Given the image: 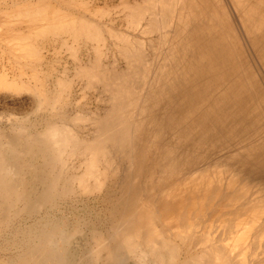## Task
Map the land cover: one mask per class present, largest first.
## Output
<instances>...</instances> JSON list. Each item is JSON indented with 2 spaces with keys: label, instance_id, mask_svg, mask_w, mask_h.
Returning a JSON list of instances; mask_svg holds the SVG:
<instances>
[{
  "label": "bare ground",
  "instance_id": "1",
  "mask_svg": "<svg viewBox=\"0 0 264 264\" xmlns=\"http://www.w3.org/2000/svg\"><path fill=\"white\" fill-rule=\"evenodd\" d=\"M100 1L0 0V264H264V0Z\"/></svg>",
  "mask_w": 264,
  "mask_h": 264
},
{
  "label": "rangeland",
  "instance_id": "2",
  "mask_svg": "<svg viewBox=\"0 0 264 264\" xmlns=\"http://www.w3.org/2000/svg\"><path fill=\"white\" fill-rule=\"evenodd\" d=\"M108 2V3H111V2H113V1H117V0H101L100 1V4L102 3V5L105 3V2ZM81 11V10H80ZM83 12V11H82ZM84 13V12H83ZM108 17V16H107ZM107 17H104V18H102L101 20H99V21H97L98 22V24L99 23H102V22H106V24H109V19H114L115 18V20L114 21H116V22H114V26H115V28H117V29H121V30H125V31H129L130 30V33H132L133 35H136V31L134 32V30L130 27L129 28V26H127L126 24L124 25V20H118V17H116L115 15L114 16H112L111 18H107ZM107 21H109V22H107ZM111 23V22H110ZM104 24V23H103ZM100 25V24H99ZM118 25H120V26H118ZM124 26H125V28H124ZM129 28H127V27ZM128 30H127V29ZM132 29V30H131ZM53 42H51V45H53L52 44ZM59 44V42L57 43V44H55V45H57L56 46V49L57 50H59V51H57L56 49H54V47H52L51 48V46L49 47V46H47V50L45 49V50H43V54L44 53H46L45 55H47V59L46 60H50V65L49 64H46L44 61H43V63H45V64H43L42 63V66H40V67H42V70L43 71H46V73H47V71L50 73V71H51V73H50V76H51V79H54V78H56L57 76L58 77H60V76H62V74H65L64 76H71V74H73V69H71L72 68V59H71V56H69V51L68 52H66V49L65 48H61L60 49V45H58ZM242 47H243V50H245V53L247 54V56L249 57L248 59H249V63H252L253 64V59H252V57H253V55H252V51H251V49L249 48V46L248 47H244L243 46V44H242ZM51 48V49H50ZM0 53H2V54H0V68L2 69L3 67V65H4V68L7 70V69H9L8 71L9 72H11V71H16V70H19V69H17L18 68V66L17 65H14L13 64V62L14 61H12V55L8 52V51H6V49H3V48H1L0 47ZM4 51H3V50ZM52 49H54V50H56V51H52ZM49 50V51H48ZM62 50V52L60 53V51ZM53 52H55V53H53ZM59 52V53H58ZM81 53H83V55H84V53H85V50H84V47H83V49L81 48V51H80ZM65 53V54H64ZM68 54V56H67V54ZM248 53H249V55H248ZM55 54H57L56 56H55ZM59 54H62V55H59ZM250 54H251V56H250ZM5 55V56H4ZM10 57H9V56ZM52 55V56H51ZM69 57V58H68ZM53 59V60H52ZM58 59V60H57ZM62 59V60H61ZM71 59V60H70ZM7 60V61H6ZM67 60V61H66ZM15 63V62H14ZM53 63V64H52ZM56 63V64H55ZM16 64V63H15ZM66 64L68 65V66H66ZM46 65V66H45ZM52 65H53V67H54V69L55 70H53L52 71V69H53V67H52ZM254 65V64H253ZM13 66V67H12ZM17 66V67H16ZM64 66H66V67H64ZM10 67V68H9ZM47 67V68H46ZM12 68H14V69H12ZM66 68V69H65ZM23 69H28L29 70V68H23ZM60 69V70H59ZM28 70H26V72L27 73H30V70L28 71ZM67 70H70V71H67ZM57 72V74H56V72ZM63 71V72H62ZM67 71V72H66ZM62 72V73H61ZM68 72H69V74H68ZM71 73V74H70ZM56 75V76H55ZM51 81H53V80H51ZM48 82H50V81H48ZM75 89H76V93L74 92V95L76 96V100H78V102H77V106H75V105H68L67 106V109L66 110H71V109H76L77 107H79V108H87V106L88 107H91V108H93L94 107V104H93V102L91 101V103H90V101H89V99L88 98H85V97H83V94H82V92H80L81 91V88H80V90H79V86H75ZM9 91H12V92H10L9 93ZM14 92H15V94H14ZM17 92V93H16ZM24 91H22V92H18V91H14V90H8V91H4V90H1L0 89V113H3V115H4V113L6 114V116H5V118H7V117H12L13 115V119L14 118H16V119H14L15 121H19L22 117L23 118H25L24 116H28L27 118L29 119V120H33L34 119V117L36 116H38L36 113H34V111H29L28 109H26V107H29L30 106V101L29 100H27L28 99V95L24 92ZM80 94V95H79ZM16 97V98H15ZM23 97V98H22ZM81 97V99H80V101H79V98ZM83 98V99H82ZM17 99V100H16ZM4 100H7L8 102H16L17 104H15V105H11V103L9 104V103H7V107H2L3 106V104L2 103H4L3 101ZM13 100V101H12ZM6 101V102H7ZM26 103V104H25ZM79 104V105H78ZM23 106V108H25V109H18L20 106ZM90 105V106H89ZM12 106H14L15 107V109H18L19 110V112H17L16 114H15V112L13 113V115H10L9 113H12L13 111H17V110H15V109H13V111H10L9 109H8V107H12ZM22 106H21V108H22ZM82 106V107H81ZM79 108H77L78 110H80ZM31 112V115L29 114H27V113H30ZM32 112L34 113V114H32ZM10 116H9V115ZM23 114H24V116H23ZM36 114V115H35ZM18 115V117H16ZM20 115V116H19ZM34 115V116H33ZM4 116H2V117H0V118H3V119H5L4 118ZM21 117V118H20ZM19 120H18V119ZM66 210H68V209H66ZM69 211H71V210H68L67 212H69ZM1 244H2V240H0V258H2V257H4V256H8V254H9V252L8 251H5V250H3L2 248H1Z\"/></svg>",
  "mask_w": 264,
  "mask_h": 264
}]
</instances>
